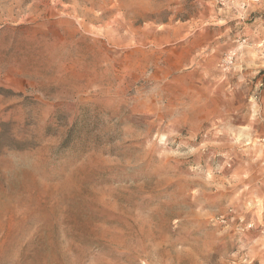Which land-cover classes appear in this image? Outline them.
I'll use <instances>...</instances> for the list:
<instances>
[{"label":"rangeland","instance_id":"obj_1","mask_svg":"<svg viewBox=\"0 0 264 264\" xmlns=\"http://www.w3.org/2000/svg\"><path fill=\"white\" fill-rule=\"evenodd\" d=\"M0 264H264V0H0Z\"/></svg>","mask_w":264,"mask_h":264}]
</instances>
